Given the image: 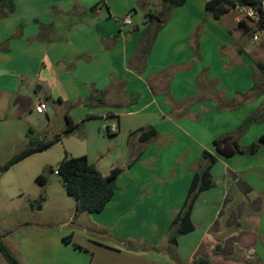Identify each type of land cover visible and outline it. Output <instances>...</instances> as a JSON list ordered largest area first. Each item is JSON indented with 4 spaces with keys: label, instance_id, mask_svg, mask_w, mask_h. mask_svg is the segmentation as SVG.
<instances>
[{
    "label": "crops",
    "instance_id": "crops-1",
    "mask_svg": "<svg viewBox=\"0 0 264 264\" xmlns=\"http://www.w3.org/2000/svg\"><path fill=\"white\" fill-rule=\"evenodd\" d=\"M208 1L174 9L145 59L142 39L160 22L161 0L0 2V124H13L28 139V130L51 124L54 113L70 117L82 132L76 156H87L104 176L122 169L102 212L76 215L74 202L65 223L84 217L108 241L80 245L72 231L52 238L78 244L89 264H193L199 257L264 264V144L232 157L214 147L264 109L259 41L238 27L235 10L215 19ZM126 16L131 24L123 23ZM40 101L45 114L35 110ZM113 122L118 132L110 134ZM151 128L157 133L147 138ZM262 135L264 121L250 125L239 143L248 148ZM204 152L217 159L214 187L194 205V230L173 246L169 228L194 174L208 163ZM48 237L38 234V243L52 247ZM29 251L30 264L54 262L45 250Z\"/></svg>",
    "mask_w": 264,
    "mask_h": 264
},
{
    "label": "rangeland",
    "instance_id": "rangeland-1",
    "mask_svg": "<svg viewBox=\"0 0 264 264\" xmlns=\"http://www.w3.org/2000/svg\"><path fill=\"white\" fill-rule=\"evenodd\" d=\"M240 9L233 10L237 12L241 20H244L246 28L243 31L249 39H252L257 30L256 23L248 19L246 12L240 11ZM256 44L259 46L261 63L264 64V37H260L259 43ZM262 83L261 89L264 88L263 75ZM54 114L53 122L36 128V132L33 133L34 137L51 139L56 135L55 133L67 128L66 118ZM20 131L13 124H0V168L27 147L28 139L23 138L19 134ZM81 133L80 130L75 131L52 147L35 154L24 163L14 166L1 176L0 239L21 264H30L27 258L29 250H45L50 255V261L54 260V262L68 260L70 264H89V258L81 255L75 249V245H90L87 241H91L93 238L99 241H108L104 238L105 236L96 234L84 217L77 218L70 225L65 224L69 216L73 215L75 200L67 195L61 176L48 174L49 180L46 185H41L36 181V178L46 173L48 168L55 167L66 153H73L74 157L81 153L80 151L83 149ZM54 177H57L56 181L53 180ZM41 198L43 199L41 200ZM38 204H41V209ZM70 231L75 233V242L78 244L67 247L66 243L61 240L59 245L56 240L52 239L53 237L59 238L61 234ZM40 233L49 236L48 239H50L52 247H46L44 241L38 243V234ZM22 240L25 241L22 242ZM245 256L247 259H252L247 253ZM54 262L50 263L55 264ZM0 264H8L1 253Z\"/></svg>",
    "mask_w": 264,
    "mask_h": 264
},
{
    "label": "trees",
    "instance_id": "trees-1",
    "mask_svg": "<svg viewBox=\"0 0 264 264\" xmlns=\"http://www.w3.org/2000/svg\"><path fill=\"white\" fill-rule=\"evenodd\" d=\"M6 1L10 0H0L1 3ZM161 1L163 11L161 15L157 16L160 22L156 24L155 32L147 30L142 39L140 55L143 59L150 53L157 32L167 22L171 12L176 8L183 7L188 0ZM206 8L217 20H220L222 16L236 8L252 9L257 13L258 19L254 20L249 17L247 18L255 21L257 29L255 34L258 32L264 33V0H210L207 2ZM151 17L154 19L156 15H152ZM244 25L245 22L242 20L239 22L238 27L245 31V28H243ZM257 66L264 74V64L260 62ZM67 119L68 126L66 130L56 134L51 139L34 137L33 132L30 130L27 147L0 168V179L4 173L8 172L16 164L34 154L52 147L62 139L63 135L74 132L77 129V125L70 117ZM263 121L264 109H262L260 113L248 117L235 133H229L215 139L214 147L216 151L225 157H232L237 154H255L260 145L264 144V135L260 137L259 143H254L248 148H244L240 145L239 136L242 135L250 125ZM156 133V130L151 128L147 131L146 136L147 138H151L155 136ZM203 156L207 159L208 163L194 174L184 206L172 219L168 232V240L173 246L177 244L179 236L194 230L192 221L194 205L200 193L214 187L211 170L212 166L217 162V159L208 152H204ZM56 171H58V175L56 176H61L63 178L67 195L76 202V215L81 213L93 214L102 212L114 197L117 190L116 180L122 173V169L115 168L110 175L104 176L95 165L90 163L87 156L72 157L66 153L55 167L48 168L46 173L36 178V181L41 185H45L49 180L48 174L55 175ZM42 199L43 198H41V200ZM38 207L41 209V204H38ZM71 239L72 237H67L64 238V241L70 243ZM75 247L81 248L79 245H75ZM127 249L135 251L136 248L133 244H128ZM0 253L8 264H20L18 259L12 255L9 248L2 243L1 239ZM193 264H211V262L208 258L199 257L193 261Z\"/></svg>",
    "mask_w": 264,
    "mask_h": 264
},
{
    "label": "built area",
    "instance_id": "built-area-1",
    "mask_svg": "<svg viewBox=\"0 0 264 264\" xmlns=\"http://www.w3.org/2000/svg\"><path fill=\"white\" fill-rule=\"evenodd\" d=\"M243 10H245L247 17L257 20L258 19V15L257 13L252 10V9H246V8H241ZM123 23L124 24H131V17L130 16H126L125 18H123ZM264 37V33L263 32H258L256 34H254L253 36V40L254 41H260V37ZM48 105L46 102L44 101H40L36 107L35 110L38 114H45L47 111ZM108 132L110 134H115L118 132V124L116 122H113L110 124V126L108 127ZM55 175H58V171H56Z\"/></svg>",
    "mask_w": 264,
    "mask_h": 264
},
{
    "label": "water",
    "instance_id": "water-1",
    "mask_svg": "<svg viewBox=\"0 0 264 264\" xmlns=\"http://www.w3.org/2000/svg\"><path fill=\"white\" fill-rule=\"evenodd\" d=\"M56 179H57V177H54V178H53V180H56Z\"/></svg>",
    "mask_w": 264,
    "mask_h": 264
}]
</instances>
